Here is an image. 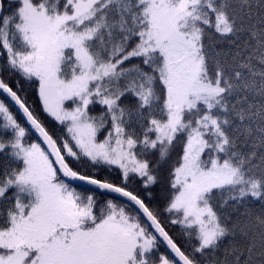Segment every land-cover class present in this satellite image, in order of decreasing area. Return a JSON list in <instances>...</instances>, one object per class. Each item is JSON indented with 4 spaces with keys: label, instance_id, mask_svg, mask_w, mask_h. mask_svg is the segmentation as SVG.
I'll return each mask as SVG.
<instances>
[{
    "label": "snow or ice",
    "instance_id": "1",
    "mask_svg": "<svg viewBox=\"0 0 264 264\" xmlns=\"http://www.w3.org/2000/svg\"><path fill=\"white\" fill-rule=\"evenodd\" d=\"M0 264H264V0H0Z\"/></svg>",
    "mask_w": 264,
    "mask_h": 264
}]
</instances>
